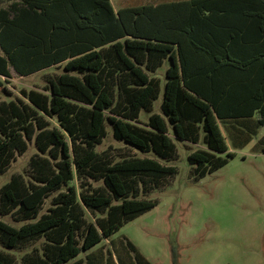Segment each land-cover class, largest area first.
Returning a JSON list of instances; mask_svg holds the SVG:
<instances>
[{"label": "trees", "instance_id": "1", "mask_svg": "<svg viewBox=\"0 0 264 264\" xmlns=\"http://www.w3.org/2000/svg\"><path fill=\"white\" fill-rule=\"evenodd\" d=\"M52 69L41 88L0 101V176L30 142L37 151L0 187V216L21 223L0 220V264H151L110 237L157 206L142 195L176 169L98 152L107 128L168 162L173 139L202 145L187 156L193 181L252 141L264 155V0H0V92Z\"/></svg>", "mask_w": 264, "mask_h": 264}, {"label": "rangeland", "instance_id": "2", "mask_svg": "<svg viewBox=\"0 0 264 264\" xmlns=\"http://www.w3.org/2000/svg\"><path fill=\"white\" fill-rule=\"evenodd\" d=\"M111 1L114 9H118L169 0ZM166 67L165 63L155 74L161 81ZM61 71L52 69L9 80L6 87L11 95L0 92V101L21 97V90L39 89L46 73ZM161 99L162 94L154 103V113L160 114ZM146 120L147 115L142 113L140 121L145 123ZM263 133L264 128L258 137ZM169 135L173 138L172 132ZM255 141L234 151V158L222 168L193 181L187 156L203 148L202 145L173 139L177 158L168 162L153 153L142 154L115 141L107 128V137L96 148L98 152H108L114 160L122 156L150 157L176 169L175 176L164 186L142 195L157 200V206L123 226L110 241L118 245L120 240L130 241L151 264H171L172 252H175L177 264H264V155L251 153ZM36 152L30 142L27 152L18 156L10 169L0 176V187L12 174H23L28 160ZM49 201L42 212L46 211ZM0 220L14 227L21 225L10 216H0ZM110 241L101 242L104 249L109 248Z\"/></svg>", "mask_w": 264, "mask_h": 264}, {"label": "crops", "instance_id": "3", "mask_svg": "<svg viewBox=\"0 0 264 264\" xmlns=\"http://www.w3.org/2000/svg\"><path fill=\"white\" fill-rule=\"evenodd\" d=\"M111 4H112V1L110 0ZM113 5V4H112Z\"/></svg>", "mask_w": 264, "mask_h": 264}]
</instances>
